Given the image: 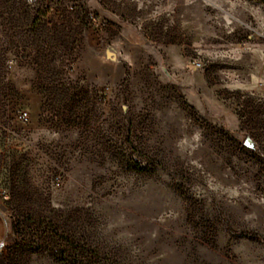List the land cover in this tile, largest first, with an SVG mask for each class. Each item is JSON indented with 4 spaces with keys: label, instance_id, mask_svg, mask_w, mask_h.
Segmentation results:
<instances>
[{
    "label": "rangeland",
    "instance_id": "rangeland-1",
    "mask_svg": "<svg viewBox=\"0 0 264 264\" xmlns=\"http://www.w3.org/2000/svg\"><path fill=\"white\" fill-rule=\"evenodd\" d=\"M0 264H264V0H0Z\"/></svg>",
    "mask_w": 264,
    "mask_h": 264
},
{
    "label": "built area",
    "instance_id": "built-area-1",
    "mask_svg": "<svg viewBox=\"0 0 264 264\" xmlns=\"http://www.w3.org/2000/svg\"><path fill=\"white\" fill-rule=\"evenodd\" d=\"M21 118L24 119V120H26L27 119V114L26 113H23L21 115ZM4 200H8V196H4Z\"/></svg>",
    "mask_w": 264,
    "mask_h": 264
}]
</instances>
